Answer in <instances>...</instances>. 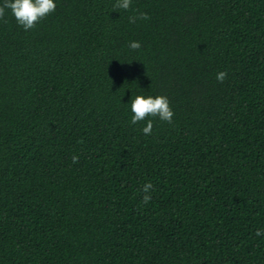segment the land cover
<instances>
[{"label": "trees", "instance_id": "obj_1", "mask_svg": "<svg viewBox=\"0 0 264 264\" xmlns=\"http://www.w3.org/2000/svg\"><path fill=\"white\" fill-rule=\"evenodd\" d=\"M54 3L0 19V264H264V0Z\"/></svg>", "mask_w": 264, "mask_h": 264}, {"label": "clouds", "instance_id": "obj_2", "mask_svg": "<svg viewBox=\"0 0 264 264\" xmlns=\"http://www.w3.org/2000/svg\"><path fill=\"white\" fill-rule=\"evenodd\" d=\"M131 7V0H116L113 5L114 10H129ZM56 5L54 0H5L3 6H0V19L5 15V9H10L12 15L16 19L18 25H20L25 31L33 29L36 24L44 19L47 15L55 11ZM149 16L144 12H137L134 15L128 17L129 23H136L137 20H148ZM130 50H139L141 45L138 41H131L128 45ZM227 77V73L220 71L216 75V80L223 83ZM130 109L132 113L131 123L137 124L140 121L147 120L146 126L142 128V132L145 135H150L153 128V123L149 117H158L161 121H165L169 124L172 123V117L174 115L170 108L167 97L158 95L142 96L136 95L131 99ZM72 162L78 163L79 157L72 156ZM153 189L151 182L145 183L141 189L144 193L142 197V203L147 204L151 200L150 192ZM262 233L258 230L256 235Z\"/></svg>", "mask_w": 264, "mask_h": 264}]
</instances>
